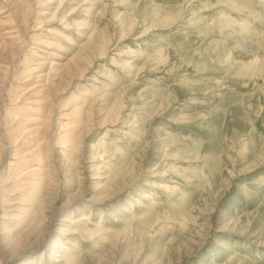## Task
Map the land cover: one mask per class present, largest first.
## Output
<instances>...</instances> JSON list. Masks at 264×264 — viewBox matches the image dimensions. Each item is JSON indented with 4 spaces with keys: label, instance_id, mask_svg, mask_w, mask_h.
Masks as SVG:
<instances>
[{
    "label": "rangeland",
    "instance_id": "374dc122",
    "mask_svg": "<svg viewBox=\"0 0 264 264\" xmlns=\"http://www.w3.org/2000/svg\"><path fill=\"white\" fill-rule=\"evenodd\" d=\"M0 264H264V0H0Z\"/></svg>",
    "mask_w": 264,
    "mask_h": 264
},
{
    "label": "bare ground",
    "instance_id": "6f19581e",
    "mask_svg": "<svg viewBox=\"0 0 264 264\" xmlns=\"http://www.w3.org/2000/svg\"><path fill=\"white\" fill-rule=\"evenodd\" d=\"M250 4V3H249ZM39 158V157H38ZM21 161V160H20ZM16 164V162L12 165V166H14ZM19 164V163H18ZM20 165V164H19ZM10 166V165H9ZM38 169V168H37ZM33 171H35V170H30V171H27V174H30V172L31 173H34ZM42 173V171H38L37 173H35V175L37 174V177L34 175V174H30L29 175V177H30V179L34 182V184H38L39 183V177H38V174L40 175ZM19 178V177H18Z\"/></svg>",
    "mask_w": 264,
    "mask_h": 264
}]
</instances>
